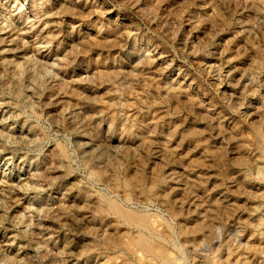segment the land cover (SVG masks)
<instances>
[{"label":"rangeland","instance_id":"obj_1","mask_svg":"<svg viewBox=\"0 0 264 264\" xmlns=\"http://www.w3.org/2000/svg\"><path fill=\"white\" fill-rule=\"evenodd\" d=\"M170 263L264 264V0H0V264Z\"/></svg>","mask_w":264,"mask_h":264},{"label":"bare ground","instance_id":"obj_2","mask_svg":"<svg viewBox=\"0 0 264 264\" xmlns=\"http://www.w3.org/2000/svg\"><path fill=\"white\" fill-rule=\"evenodd\" d=\"M108 208L116 215L123 217L130 225L137 226L141 229L147 227V218L143 215L131 213L114 203H110ZM136 245L146 253H151L152 251L150 242L144 237H139V239L136 240Z\"/></svg>","mask_w":264,"mask_h":264}]
</instances>
